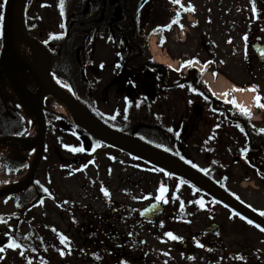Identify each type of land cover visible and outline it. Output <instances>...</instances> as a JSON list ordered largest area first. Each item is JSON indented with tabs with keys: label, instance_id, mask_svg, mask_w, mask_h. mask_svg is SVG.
<instances>
[{
	"label": "flooded vegetation",
	"instance_id": "flooded-vegetation-1",
	"mask_svg": "<svg viewBox=\"0 0 264 264\" xmlns=\"http://www.w3.org/2000/svg\"><path fill=\"white\" fill-rule=\"evenodd\" d=\"M4 1L0 0V14ZM215 6L216 3L210 0H180L179 4H174L172 0H64L61 14L60 0H26L23 22L28 34L45 47L49 55V73L61 84L69 85L70 88L66 87L69 93L99 120L111 128L144 138L152 145L182 155L194 164V155L203 154L213 162L219 158L218 155L233 148L232 133L240 131L246 136L250 133L256 139L261 129H264H255L247 116L236 112L231 114V103L224 102L225 99L219 101L212 93H208L200 84L205 75H201V71L194 76L187 69H182L188 75L174 81L173 78H167L168 71L148 53L147 41L153 36L160 41L178 39L185 42L191 34L189 28L199 26V23L194 25L190 20L199 16L200 10H205L202 12L205 15L212 14ZM189 7L194 10H187ZM243 15V18L228 17L225 24L231 31L235 30L232 22H238V30L243 31L248 29V25L253 26L247 38L243 37L239 44L236 37L241 34H226L217 49L218 61L206 65V68L226 73L234 64L238 69L243 67L251 71L255 68L254 63H257L259 70L264 73V61L259 60L253 51L256 42L264 46V2L256 3ZM1 40L2 34L0 53ZM232 48L237 51L236 54L232 55ZM204 50L211 54L208 48ZM238 51L241 54L236 60L234 58ZM188 60L189 56L182 63L190 67L185 63ZM4 68L1 64L0 69ZM2 80V84L7 85L6 77L5 82L4 77ZM44 102L49 105L46 98ZM196 104L199 105V114H195L193 109ZM44 117L49 146L45 158L51 159L52 164H60L63 172L72 167L84 166L93 159L90 151L71 150L81 147L77 139L81 129L72 126L68 131H61L58 122L63 118L50 106L44 110ZM91 140L92 143L96 141L93 138ZM102 146L131 159L124 152L104 144ZM234 148V159L237 158L238 163V154L245 148L238 144ZM123 170L128 180L134 179L144 184L138 190L137 199L162 203L164 211L169 212L165 216L166 220L181 214L176 208V201L183 202L184 199L189 203L187 211L182 210L181 220L188 222L189 216L194 218L198 215L194 206L190 208V202L195 200L191 193L196 194L199 189L184 179L147 163L141 162L140 166H136L130 161L126 167L116 169L118 177L114 181L117 183H124L126 179L121 177ZM218 171L220 173V169ZM161 185L167 189L165 204L155 199ZM102 188L101 185H94L93 190L102 191ZM109 205L110 213L94 212L92 218L84 220L81 225L83 233L89 235L90 244L95 240L100 250L106 247L112 252L114 249L118 258L128 257L130 263L132 251L137 247L136 224L160 223L163 228L164 211L152 219H146L140 215L141 209L137 216H132V210L126 205L121 206L111 200ZM104 217H108L107 221ZM110 221L111 224L108 223ZM126 225H129L128 231L121 234L118 226L125 228Z\"/></svg>",
	"mask_w": 264,
	"mask_h": 264
},
{
	"label": "rangeland",
	"instance_id": "rangeland-1",
	"mask_svg": "<svg viewBox=\"0 0 264 264\" xmlns=\"http://www.w3.org/2000/svg\"><path fill=\"white\" fill-rule=\"evenodd\" d=\"M210 1L216 3L213 13L205 15L202 13L205 10H200L201 14L194 16L192 19L193 23H199V26L195 29L189 28L191 34L187 36L185 42L171 39L160 42L161 47L165 48L166 55L163 53L158 56L159 58H156L160 62L169 65L165 66L163 64L169 71H181V62L187 59V56L190 57V60L195 61L190 67L183 65V68L187 69V71H191V67L194 65L200 70L204 63H210L209 60L218 61L216 59L218 46L223 43L226 38L224 36L228 33L241 34L236 37L237 43L241 44V39L250 32L253 26L248 25V29L243 31L242 29L238 30L239 25H236L239 24L238 22H232V28L235 30L231 31V29L227 28L225 20L228 17L243 18L244 11L250 10L255 3L264 0ZM205 47L210 50L211 54L204 50ZM236 53L237 51L232 48V55ZM240 54L241 52L238 51L237 57L235 56L234 59L237 60ZM5 62L8 66L11 65L8 56L5 57ZM254 67L251 71H247L243 67L238 69L233 64L232 67L227 69L226 73L218 72L214 69L211 70V68H204V81L200 82V84L208 90L206 83L214 85L218 81L222 82L224 80V86L221 90L223 93L221 97L223 98L225 97L224 93H228L227 97L230 94L226 80L232 85L247 90L251 86L256 85V92L248 90L249 96L247 102L243 105L248 110L254 109L249 119L255 117L259 119L258 122H252L254 123L253 127L256 129L260 126L261 120L264 123V116L260 114L261 111H257L255 100L256 95L259 94L262 97L261 102L264 103V73L259 70L257 63H254ZM3 70H0V77H4V82L5 77L9 81V73L6 69ZM193 71L195 72V70ZM19 74L22 75L21 73ZM181 75L185 76L182 71ZM219 77H221V81L218 80ZM0 90L2 91L1 96L5 95L10 99L13 89L9 82L7 85L4 84ZM55 108H58V103L55 104ZM9 110L12 115H14V112L21 115L22 122L26 128L25 132L20 134V136H27L33 127L30 115L17 104L10 105ZM230 113H234L233 108L230 109ZM5 121L0 116V130H13L19 127L16 125L8 127ZM14 136L16 137L17 135ZM36 140L35 135L33 139L27 141L29 146H23V144L18 142L4 148L0 154V185L10 186L24 180L28 173L31 155L36 152L34 147ZM10 154L12 157L25 160L18 169H14L15 166H12L13 162L11 164L9 161L8 156ZM92 156L93 159L88 164L79 168L72 167L65 172L60 169V164H52L51 159L45 160L40 164L33 182L27 190L20 195L0 198V215L3 220L18 216L20 208L24 209L23 220L16 236L19 244L26 243L24 239L27 237H37L38 233L43 236L49 235L48 228L52 223L57 226L60 233L65 234L69 241L75 242L72 250L68 251V254L64 257L54 254L49 255L40 263L35 258L31 259V255L26 256L25 253L21 255L20 249L12 250L8 248L9 239H4L1 231L0 248H3L4 251L0 252V264H26L28 257H30L28 261H31V264H118V261H125L126 264H264V231L256 227L254 223L249 224L247 219L237 215V213H234L224 205L211 201L208 197L198 193L191 197L198 200L203 199L206 205L196 217L191 218L189 216L188 222L181 220L179 215L177 219L169 218V220H166L165 216H168L169 212L164 211L163 228L159 225L160 223L136 224L135 239L137 247L132 251L133 258H130V263L128 262V257L118 258L114 249H112V252L107 250L108 248L106 247H103L102 250L98 249L95 240H93L91 245H88L87 242L84 244L82 223L88 217L92 218L94 212L101 211L105 215L110 213L109 200L121 206H128L132 210V216H137L138 211L148 203V201L137 199V194L140 193L138 190L144 184L134 179L128 180L125 170L121 171V177L126 178L124 183L114 181L115 177H118L116 169L119 170L126 167V163L130 161L136 166H140L143 160L129 159L96 143L95 145L93 144ZM218 156L219 158L215 161H220L221 164L227 163L225 171L228 177L221 179L214 174L212 178L218 181L240 202L249 207L251 205V209L262 213L264 211V183L257 176L255 177L251 171L248 170L246 172L243 164H237L233 161L234 150L231 153L224 152ZM194 158L199 168L205 167L206 161L203 154L194 155ZM47 172L57 193L55 194V202L49 196L43 197L39 194L40 192L44 194L49 192ZM109 176L111 179H109ZM241 178L242 180H240ZM96 184L107 189L108 195H101L99 190H93ZM136 187H138L137 190H135ZM37 196L38 200L36 199ZM30 205L32 208L29 207ZM72 208L74 210L71 212ZM82 212H85V214H82ZM28 217L31 218V221L28 220ZM211 217L220 227V232L217 235H206L202 232V229L210 223ZM107 219L108 217H104V220L107 221ZM108 223L111 224V221ZM4 226L7 228L5 223L0 222V229ZM118 227L121 234H125L129 229V225H126L125 228L123 226ZM167 232H172L174 235L181 237V239L173 240L166 235ZM191 236H193L192 239H190ZM142 241L144 242L143 244Z\"/></svg>",
	"mask_w": 264,
	"mask_h": 264
},
{
	"label": "water",
	"instance_id": "water-1",
	"mask_svg": "<svg viewBox=\"0 0 264 264\" xmlns=\"http://www.w3.org/2000/svg\"><path fill=\"white\" fill-rule=\"evenodd\" d=\"M24 0H8L7 6H6V15L8 18L7 23L9 22V17L11 18V22L17 31V33L28 43L34 45L37 49H39L43 54H45V57L47 61L49 60V57L47 55V52L44 50V48L33 38H31L25 31L22 23V17H21V10ZM3 41H4V49L7 45V32L6 29H4L3 32ZM255 51L257 54L259 53V46H254ZM31 70H34V73L36 74V77L41 82V86L39 87L37 94L35 97H33L30 102L29 106L31 110L33 111V114L35 116V119L37 121V142L36 145L39 146L36 159L31 167L30 173L24 181L21 183L9 187L7 189H4L0 191V196L7 195V194H13L16 192H19L26 188L30 183L31 180L35 174V171L39 165L43 146H44V134H45V121L43 118V105H42V98L47 93H50L55 98L60 100L64 106L73 113L76 123L83 129H85L88 133H90L95 138L99 139L100 141L104 142L105 144L114 147L116 149H119L123 152H126L132 156L146 159L148 161H151L162 168H165L168 171H171L174 174H177L186 180L190 181L194 185H196L201 190L205 191L207 194H209L211 197L216 199L217 201L227 205L228 207L234 209L241 215L249 218L250 220L256 222L261 227L264 228V219L258 216L256 213H254L252 210H250L248 207L234 199L232 196H230L227 192H225L223 189L219 188L217 185H215L213 182H211L209 179H207L205 176L200 174L198 171L192 169L191 167L187 166L180 160L163 153L161 151H158L154 148L148 147V146H141L136 145L134 143H127L119 138V136L129 138L127 136H123L114 130H111L107 128L105 125H103L101 122H99L94 116H92L88 111H86L80 104L75 102L73 99L69 97V95L63 91L61 88H59L53 81H51L50 77L48 76L47 71V65H40V64H34L31 67ZM195 107V112H196ZM18 140L23 144V146H29V142L26 140H22L21 138H18ZM82 142L87 147L89 146V141L86 136L81 137ZM156 160V161H152ZM161 210V206L159 204H152L148 207H146L143 210V214L150 217L151 212H154L152 216L157 214ZM204 232L217 234L219 232V226L215 223H211L208 226L205 227Z\"/></svg>",
	"mask_w": 264,
	"mask_h": 264
},
{
	"label": "bare ground",
	"instance_id": "bare-ground-1",
	"mask_svg": "<svg viewBox=\"0 0 264 264\" xmlns=\"http://www.w3.org/2000/svg\"><path fill=\"white\" fill-rule=\"evenodd\" d=\"M10 24V23H9ZM152 44V50L154 52L155 58L161 55V52L155 51V47L153 45V42L151 41ZM9 45L13 48V54L15 57L20 61V65L22 68L25 69H31V66L35 63H42L43 62V57L40 53H38L33 46H31L29 43L24 41L21 36L15 31V29L10 25V36H9ZM159 58V57H158ZM157 59V58H156ZM158 60V59H157ZM159 61V60H158ZM18 72V70H17ZM21 73V72H19ZM22 75L19 76V84L18 88L21 87L20 90H18V93L16 91V84L13 80L10 79V84L13 89V93L11 94V99L19 105V107L23 110L26 111L32 120V130L30 133L23 138V140H31L35 136L36 129H37V122L35 120L34 114L32 110L29 107V102L30 100L36 96L38 88H39V82L37 79H35L31 73H21ZM223 79V78H222ZM221 81V77L219 79ZM224 80L222 82H217L214 86L215 89L217 90V95L222 96L223 93L221 88L224 86ZM18 83V82H17ZM226 85L228 86V90L232 92L234 97L236 98V101L244 105L247 102V98L249 96V92L247 89H243L241 87L232 85L229 81L226 80ZM64 90H66L65 87H63ZM237 89H243L242 91H239ZM20 93V97L19 94ZM47 96L51 99V101L58 103V108L57 111L61 113L63 117L68 119L70 122L75 123V117L71 111H69L67 108L64 107V105L59 102L55 97H53L51 94H47ZM120 139L127 143H134L136 145H141V146H146L145 144L139 142L137 139L134 138H126L119 136ZM18 143V139L16 138H10V137H3L0 139V154L3 152L4 148L7 146H12L14 144ZM35 156V152L31 155V160L30 164L32 163L33 159ZM156 161V160H152ZM5 185H0V191L6 189Z\"/></svg>",
	"mask_w": 264,
	"mask_h": 264
},
{
	"label": "snow or ice",
	"instance_id": "snow-or-ice-1",
	"mask_svg": "<svg viewBox=\"0 0 264 264\" xmlns=\"http://www.w3.org/2000/svg\"><path fill=\"white\" fill-rule=\"evenodd\" d=\"M172 2H173L174 4H179V3H180V0H172ZM60 8H61V14H63L64 0H60ZM187 10H194V8L189 7V9H187ZM253 10H255V9H253ZM177 15H178V14H177ZM3 19H4L3 15L0 14V23H2ZM175 22H176V21L174 20L173 23H175ZM181 27H182V25H181ZM0 34H2V33H0ZM246 38H247V37L245 36V39H246ZM262 54H264V53H262ZM194 62H195V61H193V60L185 61V63L188 64V65H191V64H193ZM202 70H203V69H202ZM64 86L70 88V86L67 85V84H65ZM181 86H183V85H181ZM237 90L242 91L243 89H237ZM248 90L253 91V92H256V90H257V86H256V85H253V86H251V88L248 89ZM193 91H196V89H193ZM227 95H228V93H224V96H225V97H227ZM255 100H256V103H257V105H258L259 107H264V103H261L262 97H261L259 94L256 95ZM227 102H229V103L235 105L237 108L240 109V111H241L242 113H244V114H246V115H248V116L251 115V113L249 112V110H248L245 106L239 104V103L236 101V99H235L234 97H233L230 101H227ZM113 119H114V117H113ZM241 130L243 131V129H241ZM261 131L264 132V129H261ZM65 147H69V145H65ZM71 150L74 151V152H83V151H85V149H84L83 147H73V148H71ZM187 162H188L189 164H191L193 167H197L195 164H193V162H192L191 160H188ZM201 171H205V172H206L207 169H201ZM45 191H47V189H45ZM166 191H167V189L165 188V186H164V185H161V187L159 188V195L156 196L155 199L158 200V201H164V200H165V192H166ZM104 193H105V195H108V191H107V189H104ZM41 202H42V201H41ZM165 202H166V201H165ZM198 203H199L201 206H203V204H204L203 199L199 200ZM250 207H251V205H250ZM261 214L264 215V213H261ZM237 215H239V213H237ZM0 220H2V218H0ZM248 223H249V224H252L253 221L248 220ZM256 227L259 228L260 225L257 224ZM262 230H264V229H262ZM166 235H167L168 237H170L171 239H173V240L181 239V237H178V236L174 235L172 232H167ZM60 240H61V243H65V242H67L68 238H67L66 236H64L63 234H61V236H60ZM201 246H202V245H201ZM7 247H8V248H11V249H19V248L22 247V245H20L15 239H10L9 242H8ZM3 251H4V249H3V248H0V252H3ZM61 254H63V251L61 252ZM21 255H23V252H21ZM29 264H31V261H29Z\"/></svg>",
	"mask_w": 264,
	"mask_h": 264
},
{
	"label": "trees",
	"instance_id": "trees-1",
	"mask_svg": "<svg viewBox=\"0 0 264 264\" xmlns=\"http://www.w3.org/2000/svg\"><path fill=\"white\" fill-rule=\"evenodd\" d=\"M9 103L8 101L0 96V110H1V115H2V119L6 120L5 123L9 126L14 127L19 126L16 129L13 130H5L3 132H1V135H6V134H12V133H21L24 132L25 130V126L24 124L21 123V121L19 120V118L17 116H12L9 115ZM9 161H14V158L12 157V155L8 156ZM12 164V163H11ZM19 166L18 163L13 162L12 166ZM264 216V215H263ZM32 229V228H30ZM47 238V239H46ZM52 245L51 240H48V237L43 238L42 235H37L34 237H31L29 239L28 242V246L25 245L24 249L27 252V254H32L33 257L41 263V261H43V259L47 258L49 254H51L53 252V248L50 246ZM30 258H28L29 260ZM33 259V258H31ZM26 261V264H29V261Z\"/></svg>",
	"mask_w": 264,
	"mask_h": 264
}]
</instances>
